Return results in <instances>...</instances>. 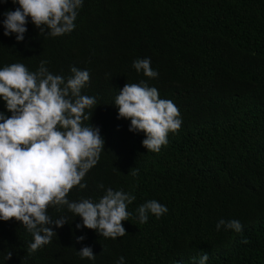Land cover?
Segmentation results:
<instances>
[{
	"label": "trees",
	"instance_id": "1",
	"mask_svg": "<svg viewBox=\"0 0 264 264\" xmlns=\"http://www.w3.org/2000/svg\"><path fill=\"white\" fill-rule=\"evenodd\" d=\"M18 7L0 0V69L21 63L35 72L47 61L65 80L72 67L87 70L81 94L97 100L84 123L99 129L104 147L81 181L87 187L72 188L68 199L98 202L109 188L136 199L122 221L126 235L115 239L77 229L79 216L50 207L53 219L68 222L52 225L56 236L31 254L33 237L22 223L0 220V264H118L120 257L124 264H199L202 252L205 264H264V0H83L71 32L40 34L29 18L20 42L3 34L2 23ZM144 58L156 78L132 67ZM141 81L182 119L159 152L142 146L144 134L130 132V120L117 118L115 97L125 83ZM0 113L12 115L2 98ZM148 200L168 211L141 224L136 209ZM221 219L239 220L242 231L217 230ZM85 246L94 260L78 255Z\"/></svg>",
	"mask_w": 264,
	"mask_h": 264
},
{
	"label": "clouds",
	"instance_id": "2",
	"mask_svg": "<svg viewBox=\"0 0 264 264\" xmlns=\"http://www.w3.org/2000/svg\"><path fill=\"white\" fill-rule=\"evenodd\" d=\"M12 3L19 7L3 13V34L15 33L16 41L20 42L29 18L40 34L58 37L71 32L83 0H12ZM46 64L47 61H41L35 72L21 63L0 69V98L12 113L10 117L0 113V220L20 221L31 233L29 254L56 236L52 225L60 228L68 222L66 217L53 219L48 214L50 207L57 211L66 207L79 216L82 225L77 224V229L85 227L104 238L115 239L126 235L122 221L128 220L131 215L128 205L136 199L131 193L111 188L105 190L98 202L90 198L68 199L72 188L87 187L81 181L97 164L104 140L98 128L84 123L97 105L95 97L81 94L90 79L89 72L72 67V75L65 80L50 73ZM132 67L145 77L158 76L151 68L150 58L136 59ZM114 104L118 108L117 118L130 120L128 130L144 134L141 143L148 151L159 152L168 143V134L181 128L178 107L171 100L161 99L158 90L145 81L125 83ZM132 174L137 173L134 170ZM167 211L156 200H148L136 209L141 224L147 222L149 214L159 218ZM221 227L236 233L243 229L239 220L221 219L216 229ZM84 239V236L76 238L78 243ZM241 243L249 241L244 239ZM78 255L89 260L96 258L89 246L82 247ZM11 256L8 251L5 260ZM208 259L202 252L199 264ZM118 264H124L123 257Z\"/></svg>",
	"mask_w": 264,
	"mask_h": 264
}]
</instances>
